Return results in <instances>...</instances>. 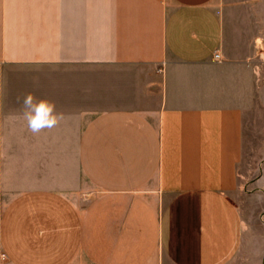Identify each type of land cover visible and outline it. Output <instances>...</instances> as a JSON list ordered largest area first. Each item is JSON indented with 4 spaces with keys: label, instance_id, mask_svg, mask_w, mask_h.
<instances>
[{
    "label": "crops",
    "instance_id": "crops-1",
    "mask_svg": "<svg viewBox=\"0 0 264 264\" xmlns=\"http://www.w3.org/2000/svg\"><path fill=\"white\" fill-rule=\"evenodd\" d=\"M257 110L264 0H0V264H264Z\"/></svg>",
    "mask_w": 264,
    "mask_h": 264
},
{
    "label": "rangeland",
    "instance_id": "rangeland-1",
    "mask_svg": "<svg viewBox=\"0 0 264 264\" xmlns=\"http://www.w3.org/2000/svg\"><path fill=\"white\" fill-rule=\"evenodd\" d=\"M247 126L245 151L239 164L241 189L236 196L240 205H244L243 208L250 207L249 214L254 213L256 216L255 213L264 207V202L253 203L255 201L252 202L250 197L248 201L246 196L264 182V112L257 110L250 113Z\"/></svg>",
    "mask_w": 264,
    "mask_h": 264
},
{
    "label": "clouds",
    "instance_id": "clouds-1",
    "mask_svg": "<svg viewBox=\"0 0 264 264\" xmlns=\"http://www.w3.org/2000/svg\"><path fill=\"white\" fill-rule=\"evenodd\" d=\"M22 106L27 127L33 134L54 128L62 119V114L56 111L53 102L38 98L32 93L23 97Z\"/></svg>",
    "mask_w": 264,
    "mask_h": 264
},
{
    "label": "built area",
    "instance_id": "built-area-1",
    "mask_svg": "<svg viewBox=\"0 0 264 264\" xmlns=\"http://www.w3.org/2000/svg\"><path fill=\"white\" fill-rule=\"evenodd\" d=\"M214 59L215 60H219L220 59V54L217 52V53H215V55H214Z\"/></svg>",
    "mask_w": 264,
    "mask_h": 264
}]
</instances>
